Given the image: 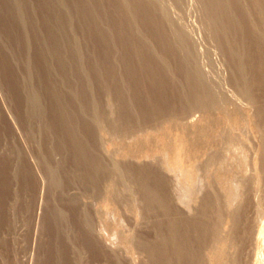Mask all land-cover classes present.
Returning a JSON list of instances; mask_svg holds the SVG:
<instances>
[{"label":"rangeland","instance_id":"374dc122","mask_svg":"<svg viewBox=\"0 0 264 264\" xmlns=\"http://www.w3.org/2000/svg\"><path fill=\"white\" fill-rule=\"evenodd\" d=\"M252 101L264 0H0V264H221ZM242 227L224 264H264Z\"/></svg>","mask_w":264,"mask_h":264},{"label":"bare ground","instance_id":"6f19581e","mask_svg":"<svg viewBox=\"0 0 264 264\" xmlns=\"http://www.w3.org/2000/svg\"><path fill=\"white\" fill-rule=\"evenodd\" d=\"M164 11L168 12L167 9H164ZM181 34H182L181 38L184 39L189 38V40H191L190 39L191 35H189L187 32L182 31ZM200 74L199 75L203 79H205V81L207 80L208 82H211V79L207 76L205 72H203V70L201 71ZM245 92L247 94V90ZM244 97L246 96L244 95ZM250 97H251V93H250ZM235 103H238V101ZM246 103L244 104L242 102L243 105H246ZM249 105H250L249 108L250 111L248 110L247 112L248 113L251 112L252 117L250 120H248L247 124L250 123L249 125L252 127L251 128L253 132L251 134L252 136H250V134H247L249 136H247L246 134H245L246 136L242 134L245 137L243 136V138H241L242 136L241 135L238 136L236 132L237 136L233 137L234 140H231L230 142H225L224 151L227 153L226 155H228V158L227 159L219 158L220 160L217 159V161L219 160L217 163L218 164L217 167L218 194L216 196L217 217H215L216 220L214 221H216L218 227L219 226L221 227V231L218 232L219 233L218 235L216 234L217 236L215 239L218 245L215 244L214 245L218 247L214 249L213 252L214 255L217 254V256L219 257V259L223 264L225 263L224 262L225 260L226 261L229 260L230 253L228 252V250L230 249V245H228V243L231 242L230 235L233 234L236 225L241 224L243 226L242 228H244L245 233L250 237L251 235L254 236V234L256 233L257 241L261 240V243L264 242V219H261V217L264 215V120L258 118L259 115L263 114V111L262 110H261L262 112L259 111L258 110L259 108L258 109L256 108L258 106H255V103L253 101ZM249 105H246V107L248 108ZM240 110L243 109L240 108ZM238 120L240 119H237L236 121ZM237 128H234V130ZM240 131L243 132L244 130H240ZM215 231L217 232V230ZM256 250L255 253L262 251L260 250L256 252ZM253 252H254V245L251 242V245L249 246V253L252 255Z\"/></svg>","mask_w":264,"mask_h":264}]
</instances>
